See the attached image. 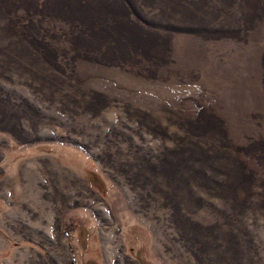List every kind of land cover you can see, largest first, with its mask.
Returning a JSON list of instances; mask_svg holds the SVG:
<instances>
[{
	"label": "rangeland",
	"instance_id": "1",
	"mask_svg": "<svg viewBox=\"0 0 264 264\" xmlns=\"http://www.w3.org/2000/svg\"><path fill=\"white\" fill-rule=\"evenodd\" d=\"M0 264H264V0H0Z\"/></svg>",
	"mask_w": 264,
	"mask_h": 264
},
{
	"label": "built area",
	"instance_id": "2",
	"mask_svg": "<svg viewBox=\"0 0 264 264\" xmlns=\"http://www.w3.org/2000/svg\"><path fill=\"white\" fill-rule=\"evenodd\" d=\"M64 235H65L66 237H69V236H70V233L66 231V232H64ZM72 261H73V262H76V257H75L74 254L72 255Z\"/></svg>",
	"mask_w": 264,
	"mask_h": 264
}]
</instances>
